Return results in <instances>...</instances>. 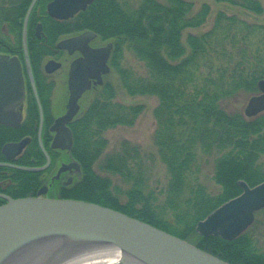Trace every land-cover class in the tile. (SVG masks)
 Masks as SVG:
<instances>
[{"label":"trees","instance_id":"16d2710c","mask_svg":"<svg viewBox=\"0 0 264 264\" xmlns=\"http://www.w3.org/2000/svg\"><path fill=\"white\" fill-rule=\"evenodd\" d=\"M225 1L257 14L264 12L259 0ZM30 2L0 0V24H12L11 32L20 35L22 25L17 23H22ZM210 13L208 4L194 11V5L185 0H140L136 5L128 0H94L75 16V31L90 29L113 42L111 66L117 79L112 72L86 114L73 124V155L82 164L83 177L62 198L113 208L230 264H264V253L256 249L248 230L232 241L196 230L199 221L242 193L239 181L251 187L264 181V113L248 118L228 110L241 96L259 91L258 81L264 74V23L219 11L208 30L188 32L204 26ZM45 19L48 23V16ZM62 31L53 27L46 33L56 37ZM125 49L143 63L145 74L123 64ZM30 92L21 126L0 124V161L5 160L1 149L6 143L32 137L17 164L40 167L45 156L36 140V103ZM120 94L158 99L153 141L167 171L166 186L159 194L149 187L139 145L123 140L119 149L107 152L105 133L133 126L144 111L142 104L120 101ZM201 154L213 157V180L219 186L215 192L200 179ZM96 165L104 175L96 171ZM40 175L0 167V193L28 196L41 185ZM115 176L130 186L121 190L114 185ZM4 202L0 198V205Z\"/></svg>","mask_w":264,"mask_h":264},{"label":"water","instance_id":"95a60500","mask_svg":"<svg viewBox=\"0 0 264 264\" xmlns=\"http://www.w3.org/2000/svg\"><path fill=\"white\" fill-rule=\"evenodd\" d=\"M36 1L33 0L25 20L24 51L31 88L41 111L39 145L46 157V164L28 167L11 162L21 155L29 144V138L5 144L2 152L7 161L0 162V167L27 172L43 171L51 163L41 139L43 113L26 44L27 21ZM93 1L53 0L48 6V13L59 20L69 19L86 10ZM89 35L92 33L85 32L60 45L83 42ZM111 47L112 44H109L96 51L99 53L89 52L86 60L82 59L73 65L70 73L71 107L54 128L73 116L78 108L76 101L90 87L88 77L97 76L87 73V65L93 62L103 73L110 71L107 62ZM98 56L102 57L100 61ZM257 86L259 93L249 98L245 108V115L249 118L264 112V74ZM24 99L25 86L20 61L16 57L1 55V124L20 126L22 113L18 109L24 104ZM66 131L69 147L72 137L70 130ZM62 143L58 134L52 147H64ZM239 185L243 190L240 195L225 202L197 223L196 230L200 235H212L232 241L253 224L255 213L264 209V181L253 187L245 181H239ZM45 192L46 189L42 188L36 196L17 199L0 193V197L6 200L0 206V264H59L76 250L92 244L116 246L131 264H230L178 236L113 208L85 200L46 198L42 196ZM49 244L58 247L51 248L42 255L36 254L38 248Z\"/></svg>","mask_w":264,"mask_h":264},{"label":"flooded vegetation","instance_id":"af4514ba","mask_svg":"<svg viewBox=\"0 0 264 264\" xmlns=\"http://www.w3.org/2000/svg\"><path fill=\"white\" fill-rule=\"evenodd\" d=\"M52 1L53 0H37L28 17L27 26H26L27 51L31 64L32 75L36 83L38 96L40 99V104L43 113V127L41 132V139L44 147L46 148L51 158V163L49 167L43 171H39V173L41 174L40 175L41 185L39 186L36 192L30 193L28 196H36L37 193L42 188H45L46 192L42 195L43 197L62 198V195L67 191L73 190L74 187L79 184V181L83 177L82 164L73 155V146H74L73 124L86 114V111L90 108L95 95L101 93L103 86L106 82V79L108 78V76H110L112 70L114 71V69L111 66V57L114 51V44L112 41L102 40V38L99 37V35L93 30L90 29H86L82 31L74 30L72 26L73 19L80 12L83 11H80L73 17L64 20H59L54 17H51L48 13V6ZM32 2L33 0H31L29 7L27 8L22 23L21 24L20 22L17 23L18 26L22 25L20 35L11 32L12 24L9 25L7 24V22L4 21L0 24V31H1L0 56L7 55L9 57H16L20 61L22 67L26 96H25L24 104L22 105V107L18 109L22 113V117H23L21 124L23 123L26 117L27 99L28 96L31 94L29 71L27 68L26 55L24 51V27H25L26 16L28 14ZM43 11H44V15L40 14V12L43 13ZM34 12L35 14L33 15ZM47 16L49 18L48 23L45 19L47 18ZM53 27L62 28L65 31H62L56 37L52 35L53 32H51V34L48 35L46 31H48V29L53 30ZM85 32H91L92 35H89L87 39L84 40L83 42H79L74 45H65V46L60 45L65 41L73 37H77ZM109 44H112V47L110 49V55L107 62L110 71L108 73H103V71L100 70L99 66L94 65L93 62H90L89 65H87L88 66L87 73L97 76L88 77V80L90 82V87L86 89L81 95V97L78 98V100L76 101V105H78V108L77 111L73 114V116L69 120H64L63 124L58 125L56 128H54L57 121L62 117H64L68 113L71 107L70 73L72 71L73 65L77 61H80L82 59L86 60L87 59L86 54H88L89 52L99 53L96 51H99L100 49L108 46ZM101 58L102 57L98 56L99 61L101 60ZM60 89L62 90L61 93H60ZM35 103H36V108L34 109L35 111L34 115L36 117V126H37L36 140L39 145L41 111L38 103L36 102V99H35ZM8 127H13V126H8ZM18 127H14V128H18ZM66 129L70 130L72 137V143L69 147H68L69 136ZM58 134L60 135V138L63 142L62 144H64L62 146L64 147L53 148L52 144ZM26 138H29L30 140L29 144H30L32 137H26ZM26 148L21 153V155L17 156L16 159L11 162L16 165H19L17 164V160L19 157L23 155ZM3 156L5 160L0 162L7 161L4 154ZM45 164H46V157H45V163L42 166H44ZM3 200L5 201L4 203H6V200L5 199Z\"/></svg>","mask_w":264,"mask_h":264},{"label":"rangeland","instance_id":"374dc122","mask_svg":"<svg viewBox=\"0 0 264 264\" xmlns=\"http://www.w3.org/2000/svg\"><path fill=\"white\" fill-rule=\"evenodd\" d=\"M131 4L136 5L140 0H128ZM194 5V11H198L203 4H208L211 9L210 17L207 23L199 29H190L188 32L199 33L208 30L212 25L216 14L219 11H224L230 15H237L238 17L248 21L264 23V12L257 14L250 9H245L239 5H234L225 0H185ZM264 9V0H259ZM123 64L131 67L138 74H145L146 70L142 62L127 49L124 52ZM114 69V68H113ZM115 71V69H114ZM112 70V72H114ZM114 80L117 79V72H115ZM60 89V93H61ZM258 93H255V95ZM250 96H241L236 102H232L228 106L229 111H239L245 115V108L247 106ZM118 99L128 104H142L144 111L137 119L133 126H123L111 129L105 133L108 140L107 152L117 150L123 140H128L133 144L139 145L143 157L146 160V177L150 189L155 190L157 194L166 186L167 171L165 165L160 161L157 149L154 145L153 134L156 129V120L154 118V109L158 104L156 97L137 96L132 97L126 94H120ZM200 179L209 188V191L215 192L219 186L213 180V157H208L204 154L200 155ZM98 173L104 175L105 173L100 169L99 165L95 166ZM114 185L126 190L130 185L123 181L119 176L113 177ZM122 201L126 198L121 194ZM163 197L160 196V201ZM249 235L254 239V244L259 252L264 253V209L256 213L255 221L248 230Z\"/></svg>","mask_w":264,"mask_h":264},{"label":"bare ground","instance_id":"6f19581e","mask_svg":"<svg viewBox=\"0 0 264 264\" xmlns=\"http://www.w3.org/2000/svg\"><path fill=\"white\" fill-rule=\"evenodd\" d=\"M56 244V241L52 242ZM54 245L40 247L36 254H44ZM36 259V258H34ZM59 264H131L125 255L116 246L110 244H92L88 247L76 250Z\"/></svg>","mask_w":264,"mask_h":264}]
</instances>
